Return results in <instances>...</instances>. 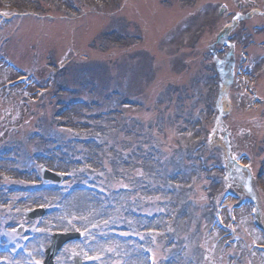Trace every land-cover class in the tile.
Here are the masks:
<instances>
[{
  "label": "rangeland",
  "instance_id": "rangeland-1",
  "mask_svg": "<svg viewBox=\"0 0 264 264\" xmlns=\"http://www.w3.org/2000/svg\"><path fill=\"white\" fill-rule=\"evenodd\" d=\"M69 1L46 0L37 5L32 2L34 5H31L28 2L22 3L21 0H0V8L4 7L12 10V8L23 4L28 11L47 13L45 15L54 14L57 19L53 26L51 24L48 25L49 23L45 21H35L30 22L29 27L23 28L24 25H19V22L15 20L12 25L1 27L0 39L4 37L11 38L12 49L6 46L4 50L7 55L15 57L13 51L18 54L23 50L26 51V44L21 43L24 40L35 48L33 51V53L35 52L34 57H24L23 63L35 70L37 73L36 78L40 82L43 81L45 83L40 88L47 90V94L44 98V107L38 117L35 116L36 120L30 126L33 131L41 132L45 138H42L41 141L36 140L38 144L33 150H31V143L26 146L25 150L23 144L20 143L23 142L24 135H18L17 130H10L11 126H18L20 123L18 118L24 112L20 102L25 93L17 89L11 98H5L0 91V150H9L8 153H11L10 149L23 147V151L27 152L22 154L23 167L29 168L31 167L29 163L33 159L32 152L46 153L47 150H51L56 144H61L63 142L61 140H64L66 147L75 150L74 158L86 157L87 160L83 164L92 169L90 174L88 173L90 182L85 181L81 176L82 172H80L79 180L83 185H90L91 182H96L99 187H104L109 192L119 187L130 189V194L112 197L114 201L110 207H113L110 211L109 209L105 211L104 217L97 219L96 223L88 219V224H81L79 219H74L75 221L72 219L63 223L62 226L55 227L62 231H74L77 229L85 233L89 247L74 245V248L72 246V249L70 248L71 253H75L80 249L85 260L84 263L89 261L92 255H96L97 264H127L126 261L122 260L120 249H122V246L129 248L132 243L116 242L117 239L112 236H110L111 239L106 238L108 242H103L96 238L97 234H105V231L109 232L108 234L112 232L114 221L109 224L108 218H114L113 220L118 219L120 221L119 226H127L131 232L142 233L150 226L159 230V225L161 226L159 232L151 233L157 237L159 242L156 249H154L158 264H166L165 260L174 253L185 255L186 260L171 264H264V256H257V261L252 263L246 257L241 259V256H245V242H248V244L257 243L259 239L258 237V239L255 238L249 242L252 238L246 232L247 230L252 232V230L250 218L246 214L248 211L244 210L241 214H239L240 212L234 214L235 210L233 209L226 211L228 216L242 217L246 215L247 218V225L240 223L237 226L239 235L244 239V242L235 247L224 248L223 243L218 240L219 234L208 232V224L211 219L206 202L217 189L216 184H213L215 182L209 176H217V180L220 179V182L222 181L223 175H220L218 170L224 160V156L223 150L219 146L221 145V140L216 141V139L222 138L223 134L217 132L219 134L214 137V143L219 147L216 151L214 150L210 153L206 151L208 147L210 148L212 142L210 138L199 149L197 148L199 145L197 141L199 140L202 143L201 134L205 137V133H200V130L197 131L195 128L199 118L207 121L209 116H211L210 111H213L211 104L215 91L213 88L214 84L210 80V75L213 72V58L209 53H206V50L198 53V55L196 51H193L194 56L191 55L190 58L183 57V51L181 50L177 55L179 45L181 49L185 46L189 48L192 46L190 45L191 40H188V38H192L191 36L196 32V25L193 22L206 23L211 19L213 9L216 6L212 7L210 3H226L230 10L234 12L238 9V4L242 3V1L245 2V0H202L201 7L191 9L194 12V17L192 16L191 18L193 22L188 23L186 21L185 23L184 32L185 38H187L185 43H183L185 45L180 41L181 36L171 39L169 38L171 33L161 35L156 27L158 35L162 37H158V40H155L153 32L151 35L146 36L145 28L138 26V29H135V34L144 36L146 42L139 43L137 39L133 38L135 40L132 43L136 46L135 50L138 46L139 49H145V52L150 55H156V79L145 76L144 70L150 68L147 57L141 56L133 59L128 56L129 52L127 50L124 52L114 51L116 50V44L120 40L129 41L126 29H129L127 32L133 31V23L123 17L124 13L121 9H117L113 3L108 6L103 4L101 0H89V5L93 7H86L88 11L86 16L79 18L73 12V5ZM169 1H173L175 6L177 4L181 9L190 5V0ZM142 2L144 3L140 4L138 2V9L128 6L126 14L128 11L131 14L126 16L130 20L137 22L140 16L141 21H146L144 26L145 23L154 26L165 25V22H170L169 11L171 6H163L161 0H142ZM257 3L264 9V0H257ZM79 4V1L75 0L74 5L77 6ZM240 11L245 14L248 10L241 9ZM99 12L106 13V17L101 16ZM233 14L228 12L220 20L218 28L216 27L210 34L211 36H208L207 43L204 44L203 42L199 48H204L214 40L224 26L231 22ZM108 18H112V20L109 21L107 20ZM257 22L264 23V18L255 17L246 24L241 23L237 28L238 38H234L233 42H241L243 45L245 42L248 45L249 41L252 40L256 41V44L260 41L263 42L264 32L260 34L256 33L257 31L255 30L253 31V24ZM128 25L130 27L126 28ZM40 26L44 29H41ZM114 31V35H108ZM245 34L246 37L244 39ZM252 50L254 51L255 48ZM190 51L191 49L188 52ZM260 51L257 49L254 54L258 52L260 54ZM86 58L88 60H85ZM182 61L188 62L187 68L181 66ZM55 64L59 65L62 71L53 75L55 68L52 66ZM258 64L254 72L258 70ZM63 65L65 67H62ZM170 69H173L174 72H170ZM2 72L6 74L2 76ZM175 72H177V75H172ZM103 75L112 77L111 86L106 85V88H103L105 84V81L102 80ZM17 76L9 70L0 68V85ZM260 78L259 88L264 96V76ZM244 80L243 83L248 79ZM244 87L240 81H237L231 87L229 105H226V109L230 111V116L225 120V123L234 136L232 142L236 158L247 160L250 156L251 158L254 157L256 172L259 175L263 173V179H258V188L264 197V107H258L257 104L251 102L244 91ZM67 88L75 89L77 94L70 96L62 92ZM111 89H119L118 96H108ZM79 99H84L90 103L89 106L70 107L69 112L59 114L58 126L76 130L78 137L81 134L82 138L88 137L99 140V144L91 145L90 149L81 145L76 147L73 143H69L67 140L72 138V135L66 136V134L60 133L58 128L50 126V121L53 119L52 117L49 118L51 114L55 113L54 116H56L57 113L62 111L63 107L68 105V102ZM128 99L145 102L146 107L143 110L133 109L135 106L131 107L133 110L130 118L123 124L121 122L118 123L119 118L115 113L116 109H120ZM60 101L64 102L66 106L62 104L59 109L55 108ZM104 113L110 114L109 117H106L107 115ZM12 115L13 119L11 120ZM209 130L211 132L214 130L212 124L209 125ZM29 137H32L31 132ZM47 139L52 141L46 142ZM158 142L165 145L166 156L161 158L166 164L164 167H160L161 165L159 164L154 165L147 154L152 152V146ZM66 150L68 151V149ZM14 153L12 152V155ZM96 154L99 155V158L105 159L107 171L101 170L99 166L101 163H98ZM203 154L212 158L208 171H204L199 164V158ZM106 156H113L114 161L106 162ZM145 157L147 159H144ZM128 162L131 163L130 167L126 166ZM64 163L61 164V162L54 161L48 164L52 169L61 171L77 168L75 164L72 165L67 159H65ZM61 165L62 168H60ZM146 166H148V173L143 176L142 170ZM165 175L167 176L166 180ZM164 185H167L166 189H164ZM189 187H192V189ZM231 190L237 192L235 189ZM87 196L89 197L88 194ZM77 199L86 201L87 197L74 196L72 199L70 198L64 204L62 213L59 216H67L66 210L71 209ZM130 200L133 201V205L129 206ZM175 202H181L184 205L182 218L174 229L176 241H179L178 246L176 244L172 245L173 242L167 243L165 238L160 237L164 236L162 230L164 223H166L165 220L168 219V216L163 214L167 211L171 213ZM232 202L234 204L237 203L235 201ZM97 206V202H93L90 208L91 211L98 212ZM121 206L122 210H120ZM132 208L141 214L147 213L157 216L158 220L154 221H158V226L155 222L147 224L135 219L134 216H131ZM79 214L82 215L81 213ZM105 225L110 227L109 230L105 229ZM221 235L223 236V233ZM251 235L253 236L252 233ZM182 245H187L188 247L186 254ZM140 251L141 245L137 247L135 254L141 258L142 264H146L141 257ZM210 252L215 259L207 262V254ZM119 253L121 259H117L115 255ZM139 258H137V261ZM233 260H238V263H231Z\"/></svg>",
  "mask_w": 264,
  "mask_h": 264
},
{
  "label": "bare ground",
  "instance_id": "bare-ground-1",
  "mask_svg": "<svg viewBox=\"0 0 264 264\" xmlns=\"http://www.w3.org/2000/svg\"><path fill=\"white\" fill-rule=\"evenodd\" d=\"M23 79H24V76H21L20 78H18V80H20V81L23 80ZM147 154L149 155V153H147ZM153 154L154 153H153V150H152V155ZM132 157H133V155H132ZM144 159H147V157H145ZM106 160H107L106 162L109 163L110 161L113 162L114 161V158H113V156H106ZM126 166L130 167L131 166V163L128 162L126 164ZM126 169H130V168H126ZM106 171H107V168H106ZM142 172H143V176H145V174L148 173V166H146V168L143 169ZM78 195L79 196H85V197H87V200L86 199H85L86 201H83V200L78 201V200H76L75 203L73 204V207L71 209L69 208L68 211H66V215L67 216H61V217H59L57 219V221H60L62 223L68 222V221L72 220L71 218H73L74 215H79V213H81L82 215L81 216H78V218L89 217V216H87V214L89 212L88 213H86V212L87 211H91L90 206H91V203H93L92 202V199L89 198L88 196H86L85 194H78ZM93 216L98 217L99 215L97 213H95V214H93ZM49 230H50V228H49ZM124 255L127 258H130V256H131L130 253H127V252H125ZM138 264H141V263L138 262Z\"/></svg>",
  "mask_w": 264,
  "mask_h": 264
}]
</instances>
